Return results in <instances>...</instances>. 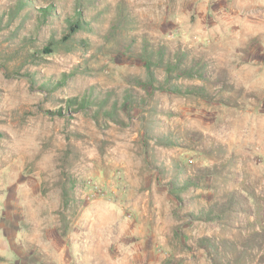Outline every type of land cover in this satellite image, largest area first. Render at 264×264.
<instances>
[{
    "label": "rangeland",
    "instance_id": "374dc122",
    "mask_svg": "<svg viewBox=\"0 0 264 264\" xmlns=\"http://www.w3.org/2000/svg\"><path fill=\"white\" fill-rule=\"evenodd\" d=\"M6 223L14 264H264V0H0Z\"/></svg>",
    "mask_w": 264,
    "mask_h": 264
},
{
    "label": "crops",
    "instance_id": "0c3cea01",
    "mask_svg": "<svg viewBox=\"0 0 264 264\" xmlns=\"http://www.w3.org/2000/svg\"><path fill=\"white\" fill-rule=\"evenodd\" d=\"M8 226L6 223L3 228L0 224V264H14L13 257L32 254L31 248L26 245L30 237L21 236L17 230H10Z\"/></svg>",
    "mask_w": 264,
    "mask_h": 264
},
{
    "label": "trees",
    "instance_id": "16d2710c",
    "mask_svg": "<svg viewBox=\"0 0 264 264\" xmlns=\"http://www.w3.org/2000/svg\"><path fill=\"white\" fill-rule=\"evenodd\" d=\"M41 15L45 19V17H47V15H48V11L46 9H44L43 13ZM77 19L78 20H76L75 22L70 24L69 31H68V33L65 34L62 42H66L67 39H69L71 36H73L82 27V25H83L82 17L79 16ZM47 46H50V47L54 48L55 45H53L52 42H49L47 44ZM51 51L52 50H50V49L48 50V52H51ZM69 102H70V106L72 104H79V105L82 106V108L89 107V105H90L89 104V99H88L87 96H85L84 99H80V100L78 98H70ZM97 109H98L97 111H100L99 110L100 108H97ZM62 195H63V198H64V202L65 201L67 202V196H68L67 188L63 189V194Z\"/></svg>",
    "mask_w": 264,
    "mask_h": 264
}]
</instances>
